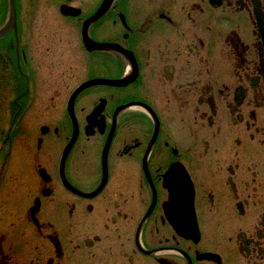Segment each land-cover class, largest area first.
Instances as JSON below:
<instances>
[{"label": "flooded vegetation", "instance_id": "af4514ba", "mask_svg": "<svg viewBox=\"0 0 264 264\" xmlns=\"http://www.w3.org/2000/svg\"><path fill=\"white\" fill-rule=\"evenodd\" d=\"M40 1L0 38V264H264V0H107L93 51L103 0H54L42 75Z\"/></svg>", "mask_w": 264, "mask_h": 264}, {"label": "rangeland", "instance_id": "374dc122", "mask_svg": "<svg viewBox=\"0 0 264 264\" xmlns=\"http://www.w3.org/2000/svg\"><path fill=\"white\" fill-rule=\"evenodd\" d=\"M43 1V0H42ZM42 1H40V4H38L40 6V19L41 21L38 23L33 24L32 28L35 29L34 31H40V30H44V36L42 35H38L37 33L33 34V37L35 39V41L40 40L39 43L41 44H37V42H34V47L32 49V54L35 55L36 57L31 58L33 59L34 62L37 61L38 64H41V67L39 65V69L41 71V75L42 72L45 71L44 66H47L49 64V60L50 58L52 60H56V58L58 57V50L60 45H65L67 48V52L68 54L75 49V41L74 42H69L72 38L71 35H65L63 33L61 34H57L54 32H57V27L54 25V23L57 21L59 22L60 19L58 18L56 11L53 12L54 10H50L47 9L48 11H50L49 14V21L48 20H44L43 18V9L44 7H49V6H53L54 5V0H46L44 3H42ZM99 0H93V3H97ZM92 3V4H93ZM46 10V13H47ZM66 13H68V11H65ZM53 17V19H52ZM55 19V20H54ZM52 20V22H51ZM61 23V21H60ZM59 27V24H57ZM37 29V30H36ZM60 33V31H58ZM61 39V40H60ZM66 39H68L66 41ZM66 41V42H65ZM49 45V46H47ZM49 48L45 51V48ZM49 51V52H48ZM47 55V56H46ZM78 58H81L80 56ZM41 61V62H40ZM50 65L55 66V63H51ZM52 70V69H49ZM47 86L49 87V84H47ZM3 87V85L1 86ZM0 87V139L2 137V135H4V132L7 131L8 127L10 126V119H11V110L13 108L12 104L13 101L16 97V89L13 86V88L11 86H8L7 88H1ZM15 147H17V145L15 144Z\"/></svg>", "mask_w": 264, "mask_h": 264}, {"label": "water", "instance_id": "95a60500", "mask_svg": "<svg viewBox=\"0 0 264 264\" xmlns=\"http://www.w3.org/2000/svg\"><path fill=\"white\" fill-rule=\"evenodd\" d=\"M107 0H103L101 5H100V10L97 11V13H95V15H93L86 23V26L84 27L85 31H83L84 33V38H86V40H88L89 42H87V49L88 51H93V50H103L105 48V45L103 44H98L93 42L86 34V29L88 28V25L91 21H93L94 19H96L100 14L103 13L102 9H104L105 6H107ZM8 8H9V15H8V20L6 22V24L4 26H2L0 28V38H2L4 35H6V33L11 29L14 28V30H16V9H15V0H9L8 2ZM102 12V13H101ZM16 41H17V37H16ZM18 45V43H17ZM93 46H97V47H93ZM18 61V58H17ZM19 66V65H18ZM106 82L105 80L102 79H96V80H92V81H88L84 84H82L77 92H79L83 87L87 86V85H91V84H98V83H104Z\"/></svg>", "mask_w": 264, "mask_h": 264}, {"label": "bare ground", "instance_id": "6f19581e", "mask_svg": "<svg viewBox=\"0 0 264 264\" xmlns=\"http://www.w3.org/2000/svg\"><path fill=\"white\" fill-rule=\"evenodd\" d=\"M87 42H89L88 40H86V38H84L83 39V43H84V46H85V48L87 49ZM93 47H97V46H93ZM105 47H106V45H105ZM105 49V48H104ZM88 50V49H87ZM176 208V207H175ZM177 225H179V226H182L183 227V225H185L186 227H188V222H177L176 223ZM191 225V224H190Z\"/></svg>", "mask_w": 264, "mask_h": 264}, {"label": "trees", "instance_id": "16d2710c", "mask_svg": "<svg viewBox=\"0 0 264 264\" xmlns=\"http://www.w3.org/2000/svg\"><path fill=\"white\" fill-rule=\"evenodd\" d=\"M15 70H16V68H15Z\"/></svg>", "mask_w": 264, "mask_h": 264}]
</instances>
